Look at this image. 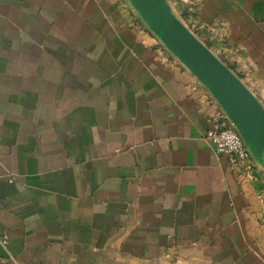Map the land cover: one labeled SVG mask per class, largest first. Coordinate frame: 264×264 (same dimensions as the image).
Returning a JSON list of instances; mask_svg holds the SVG:
<instances>
[{"label":"crops","instance_id":"1","mask_svg":"<svg viewBox=\"0 0 264 264\" xmlns=\"http://www.w3.org/2000/svg\"><path fill=\"white\" fill-rule=\"evenodd\" d=\"M264 105V0H168ZM128 0H0V264H264V167Z\"/></svg>","mask_w":264,"mask_h":264},{"label":"water","instance_id":"2","mask_svg":"<svg viewBox=\"0 0 264 264\" xmlns=\"http://www.w3.org/2000/svg\"><path fill=\"white\" fill-rule=\"evenodd\" d=\"M140 20L208 89L264 167V105L174 12L168 0H128Z\"/></svg>","mask_w":264,"mask_h":264},{"label":"built area","instance_id":"3","mask_svg":"<svg viewBox=\"0 0 264 264\" xmlns=\"http://www.w3.org/2000/svg\"><path fill=\"white\" fill-rule=\"evenodd\" d=\"M142 24L144 29L149 31L143 22ZM199 87L203 99L212 108L210 116L212 127L208 130L206 136L214 151L218 155H225L231 169L242 175L246 183L261 182L259 181L256 161L236 127L208 89L202 83Z\"/></svg>","mask_w":264,"mask_h":264},{"label":"rangeland","instance_id":"4","mask_svg":"<svg viewBox=\"0 0 264 264\" xmlns=\"http://www.w3.org/2000/svg\"><path fill=\"white\" fill-rule=\"evenodd\" d=\"M149 33H151V35L153 36V39H154V41H157L158 43H159V45H161L162 47H163V49H166V51H168L167 50V48L159 41V39L152 33V32H149ZM206 45H208V46H210L209 45V43H206ZM169 52V51H168ZM170 53V52H169ZM171 54V53H170ZM173 55V54H172Z\"/></svg>","mask_w":264,"mask_h":264}]
</instances>
